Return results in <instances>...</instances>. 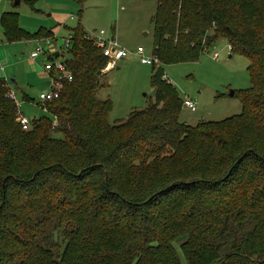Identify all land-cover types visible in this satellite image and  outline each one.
I'll list each match as a JSON object with an SVG mask.
<instances>
[{"label": "trees", "instance_id": "16d2710c", "mask_svg": "<svg viewBox=\"0 0 264 264\" xmlns=\"http://www.w3.org/2000/svg\"><path fill=\"white\" fill-rule=\"evenodd\" d=\"M18 21L0 15L6 41L53 38ZM152 21L159 63L218 39L247 58L241 113L180 123L182 99L155 71V102L110 124L108 59L69 27L72 78L47 116L22 129L0 83V264H264V0H157Z\"/></svg>", "mask_w": 264, "mask_h": 264}, {"label": "rangeland", "instance_id": "374dc122", "mask_svg": "<svg viewBox=\"0 0 264 264\" xmlns=\"http://www.w3.org/2000/svg\"><path fill=\"white\" fill-rule=\"evenodd\" d=\"M54 2L61 4L56 10L73 15V18H69V15L66 18L68 28L79 22L86 31L104 30L106 37L114 36L120 46L131 51L118 60L113 68H105V74L100 77L98 97L111 103L107 114L108 123H120L132 111L142 110L155 102L152 93L154 88L151 85V77L155 71L163 74L181 99L189 97L195 100L194 111L182 105L178 113L180 123L195 126L201 121H219L241 113L239 91L251 85L248 60L243 55L231 53L225 39H218L195 60L168 64L157 61L154 66L146 65L140 62L139 56L133 51L140 46L144 50V56L152 54V16L157 0H41L38 6L43 9L45 4ZM13 9L18 12L22 24L39 26L31 25L28 21L32 14L23 2ZM68 28H63L62 37L57 38L58 52L67 50L65 39L70 33ZM20 43L23 45L6 41L0 28V60L3 62L5 58H10L14 64L10 66L6 62L2 73L8 79L15 93V102L24 116L29 120L47 116L39 106L41 101L38 96L41 90L49 89L45 84L47 74L43 71L47 52L36 55L35 61L29 59V54L37 46H47L42 41H34L33 45ZM64 43L67 44L66 48L63 47ZM215 51L218 53L216 59L212 57ZM67 57L66 53H62L58 59L64 61ZM12 78L15 79L14 82L11 81ZM231 91L234 93L230 96ZM25 98L33 101L23 100ZM50 119L53 121V117Z\"/></svg>", "mask_w": 264, "mask_h": 264}, {"label": "built area", "instance_id": "2783aa9c", "mask_svg": "<svg viewBox=\"0 0 264 264\" xmlns=\"http://www.w3.org/2000/svg\"><path fill=\"white\" fill-rule=\"evenodd\" d=\"M70 18H73V15H70ZM85 36L89 39L94 40V42L99 45L102 48V53L103 55L108 59L106 69H111L115 66L116 62L120 59H123L126 57L131 51H128L125 47L120 46L116 38L114 36H105V31L104 30H99L98 32L95 31H86L85 30ZM71 40V34L67 36L65 39V42L68 44L69 41ZM38 42L44 41L47 44L51 43V38L50 37H45L41 40H37ZM66 43L63 44V47L67 45ZM213 46V45H212ZM211 47V46H210ZM209 47V48H210ZM209 48H203L202 52L208 50ZM57 46H54V49L51 51H56ZM228 50L230 51V45H228ZM48 55H53L50 50H44L42 46H37L31 53L29 54L30 57H35L39 53H46ZM135 54L139 56V60L142 64L146 65H154L157 64L158 59L156 56L152 55L151 56H144V50L142 47L138 46L136 50L133 51ZM213 58H218V53L215 51L212 55ZM4 65V62L0 60V83H3L6 89V93L4 94L5 97L14 100L15 101V93L13 89H11V86L9 85V81L6 78V76L2 73V67ZM43 71L47 74L49 77V89L46 90H41L39 92V99L40 103H44L46 101L55 99L59 95V91L61 89V79H66L67 81H70L72 78V75L70 71L66 68L65 64L63 61L59 60L56 57H51V59L46 58L45 63L43 64ZM57 76V77H56ZM164 78V77H163ZM17 104V103H16ZM182 105L190 109L191 111H194L196 109L195 105V100L189 97H185L182 99ZM17 120L18 123L20 124L21 128L26 130L30 126V121L27 117L23 116L20 114L18 110L17 114Z\"/></svg>", "mask_w": 264, "mask_h": 264}, {"label": "crops", "instance_id": "0c3cea01", "mask_svg": "<svg viewBox=\"0 0 264 264\" xmlns=\"http://www.w3.org/2000/svg\"><path fill=\"white\" fill-rule=\"evenodd\" d=\"M40 1L41 0H37L34 3L33 7H31L28 4H26L25 2L20 1V0H19L18 3H14L13 0H0V15L2 13H4V12H16L15 9H13V7H15L19 3L23 2L24 4L27 5V7L30 10V13L32 14L31 15L32 17L30 16L28 18V21L31 22V25H39V26L35 27V26H30V25L28 26L26 24H22L21 21H20V16H19L18 12H16L18 14V17H19V21H18L19 27L22 30H24L25 32L30 33V34L37 32L40 28L47 30L52 35L53 38H51V43L50 44H47L44 41H42L44 43V45L47 46L46 48H44V50H50L51 51L52 49H54V46H56V45H57V49H58L59 41L57 40V38L58 37H62L63 28H66V29L68 28V26L66 25L65 22L67 21L66 18L68 17L69 14L68 13L66 14L63 11L59 12L58 10H56L61 4L55 3V2L53 4L52 3L45 4L46 7L41 9L38 6V3ZM69 18H70V15H69ZM0 28L2 30L1 25H0ZM34 41H37V39H24V40L12 41V42L15 43V44H21L20 42H22V43H25L27 45H31ZM1 43H2V41H1ZM21 45H23V44H21ZM57 49H56V51H51V52H52L53 55H55V53H58L56 56H59L60 53L57 51ZM41 54H44V53H39L37 56H39ZM42 56H43L42 57V59H43L44 55H42ZM35 57H30L29 56V59L32 60V61H35ZM45 58H47V56ZM11 61L12 60L10 58L9 59L5 58V60H3L4 64L8 63V65L11 64L10 66H13L14 64L11 63ZM11 81L14 82L15 79L12 78ZM47 81H49V77L48 76H47V80L45 81L46 85H47ZM23 96H26V95H23ZM23 100H25V101H28V100L33 101L31 99H28V98H25ZM39 106L41 107V103L40 102H39ZM20 114L23 115L21 112H20Z\"/></svg>", "mask_w": 264, "mask_h": 264}, {"label": "water", "instance_id": "95a60500", "mask_svg": "<svg viewBox=\"0 0 264 264\" xmlns=\"http://www.w3.org/2000/svg\"><path fill=\"white\" fill-rule=\"evenodd\" d=\"M19 2V0H14V3H18ZM58 53H55V56L57 55ZM57 77V76H56ZM47 85H49V81H47ZM155 89H153V91H152V93L153 94H155ZM233 94V91H231L230 93H229V95L231 96Z\"/></svg>", "mask_w": 264, "mask_h": 264}]
</instances>
